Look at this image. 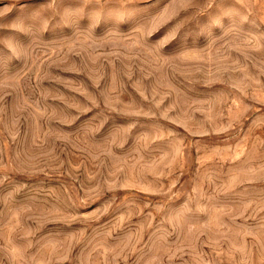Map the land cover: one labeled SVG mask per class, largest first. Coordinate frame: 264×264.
I'll use <instances>...</instances> for the list:
<instances>
[{
	"label": "rangeland",
	"instance_id": "rangeland-1",
	"mask_svg": "<svg viewBox=\"0 0 264 264\" xmlns=\"http://www.w3.org/2000/svg\"><path fill=\"white\" fill-rule=\"evenodd\" d=\"M0 264H264V0H0Z\"/></svg>",
	"mask_w": 264,
	"mask_h": 264
}]
</instances>
